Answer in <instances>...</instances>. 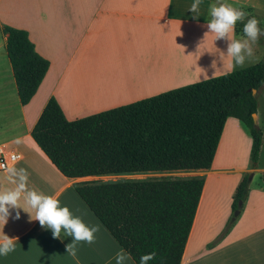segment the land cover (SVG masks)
<instances>
[{"label": "crops", "instance_id": "obj_1", "mask_svg": "<svg viewBox=\"0 0 264 264\" xmlns=\"http://www.w3.org/2000/svg\"><path fill=\"white\" fill-rule=\"evenodd\" d=\"M192 2L0 0V149L20 157L12 168L0 172V192L23 183L25 191L53 196L60 206L67 205L73 215L97 228L92 242H76V254L71 256L65 245L72 237L61 229L54 238L21 197L15 208L9 207L2 229L17 240L11 252L0 256V264H116L115 254L123 249L74 190L75 184L92 177L61 175L36 147L31 130L51 97L65 119L73 121L264 59L261 39L263 44L251 45V57L230 68V40L215 39L207 29L213 0H200L198 12L190 13ZM226 2L244 13L264 14V0ZM3 26L25 31L36 53L49 64L24 106L6 55ZM234 31L242 35L236 27ZM79 68L85 69L83 76ZM257 93L256 126L262 144L256 167L250 168V135L239 120L230 117L224 122L210 168L186 172L202 177L203 187L179 264H264V103L258 104ZM246 174L251 178L242 211L220 240L231 215L232 194ZM125 264L135 263L130 258Z\"/></svg>", "mask_w": 264, "mask_h": 264}, {"label": "trees", "instance_id": "obj_2", "mask_svg": "<svg viewBox=\"0 0 264 264\" xmlns=\"http://www.w3.org/2000/svg\"><path fill=\"white\" fill-rule=\"evenodd\" d=\"M6 55L22 106L35 94L48 61L27 33L3 26ZM236 31L238 32L237 28ZM264 84V60L232 72L176 88L73 121L49 98L32 127L31 138L64 177H105L210 168L224 122L239 120L251 137L254 169L262 133L253 124L256 93ZM253 91L255 93H253ZM248 175L232 194L226 234L248 195ZM203 187V178H159L74 185L78 197L118 245L139 264H179ZM221 234V236H222Z\"/></svg>", "mask_w": 264, "mask_h": 264}, {"label": "clouds", "instance_id": "obj_3", "mask_svg": "<svg viewBox=\"0 0 264 264\" xmlns=\"http://www.w3.org/2000/svg\"><path fill=\"white\" fill-rule=\"evenodd\" d=\"M200 0H193L189 12H198ZM209 17L207 22L208 33L214 34L215 39L227 38L230 43L227 46V56L230 58L229 67L242 65L246 57L253 54V47L258 38L264 36V27L259 26L255 16L247 17L246 14L230 3L213 0L209 5ZM244 21L242 35L235 34L236 22ZM257 115V113H253ZM25 186L20 183L15 189L0 192V256L6 255L14 248L16 237H10L2 231L8 222L9 207L15 208L17 201L23 197L24 202L35 210L34 219L43 227L51 230L54 238H58L63 229L65 235L72 237L65 245V251L71 255L76 254V242H92L93 234L97 231L96 226L86 224L79 216L73 215L67 205L60 206V201L51 195H45L35 190L25 191ZM17 217L19 213L16 214ZM156 255L155 252L142 254L139 264H148ZM116 264H125L130 259L127 252L119 250L115 254Z\"/></svg>", "mask_w": 264, "mask_h": 264}, {"label": "rangeland", "instance_id": "obj_4", "mask_svg": "<svg viewBox=\"0 0 264 264\" xmlns=\"http://www.w3.org/2000/svg\"><path fill=\"white\" fill-rule=\"evenodd\" d=\"M247 17L255 16L257 20L259 21V26L264 27V14L261 13H255L247 11L245 13ZM244 21L238 20L236 22L235 27L237 28L238 32L242 33V27H243ZM261 39H264V36H261L258 38L257 42L254 44V46H257L258 44H263L264 41ZM262 41L263 43H260ZM264 60V59H262ZM261 61V60H260ZM248 64V63H246ZM81 75L83 76V73L85 72V69L79 68ZM73 76H77L76 73H73ZM264 87L262 86L257 93V101L258 104L264 103ZM261 108V106H260ZM194 174L186 173V172H165V173H133V174H123V175H117V176H105V177H92L88 178L87 182L93 181V182H113V181H122V180H153V179H159V178H186L191 177ZM251 175L248 174V180L250 179ZM221 199L223 197H220ZM220 204V202H219ZM216 217L218 218V214H216ZM222 234V233H221ZM225 234H222L220 240L223 238Z\"/></svg>", "mask_w": 264, "mask_h": 264}, {"label": "built area", "instance_id": "obj_5", "mask_svg": "<svg viewBox=\"0 0 264 264\" xmlns=\"http://www.w3.org/2000/svg\"><path fill=\"white\" fill-rule=\"evenodd\" d=\"M19 159V155L14 151L0 149V172H5L12 168Z\"/></svg>", "mask_w": 264, "mask_h": 264}, {"label": "water", "instance_id": "obj_6", "mask_svg": "<svg viewBox=\"0 0 264 264\" xmlns=\"http://www.w3.org/2000/svg\"><path fill=\"white\" fill-rule=\"evenodd\" d=\"M253 93H255V92L253 91ZM252 121H253V124L256 125V123H257V121H256V115L254 116V115L252 114ZM250 178H251V177H250Z\"/></svg>", "mask_w": 264, "mask_h": 264}]
</instances>
